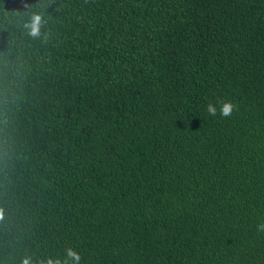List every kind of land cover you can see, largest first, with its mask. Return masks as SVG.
I'll use <instances>...</instances> for the list:
<instances>
[{
  "label": "trees",
  "instance_id": "trees-1",
  "mask_svg": "<svg viewBox=\"0 0 264 264\" xmlns=\"http://www.w3.org/2000/svg\"><path fill=\"white\" fill-rule=\"evenodd\" d=\"M0 209V264H264V0H0Z\"/></svg>",
  "mask_w": 264,
  "mask_h": 264
},
{
  "label": "clouds",
  "instance_id": "clouds-1",
  "mask_svg": "<svg viewBox=\"0 0 264 264\" xmlns=\"http://www.w3.org/2000/svg\"><path fill=\"white\" fill-rule=\"evenodd\" d=\"M43 24V17L40 14H33L30 18L29 23L26 27L29 29V34L32 37H39L41 34V27ZM219 103V114L222 117H229L235 110V105L231 101L218 100ZM207 112L210 116L217 115V107L215 103L207 104ZM0 219H3V210L0 209ZM257 231L264 233V222L257 225ZM80 253L69 246L65 249L64 255L61 256H48L46 258H41L40 264H80L81 262ZM22 264H33L32 258L30 256H25L22 260Z\"/></svg>",
  "mask_w": 264,
  "mask_h": 264
}]
</instances>
